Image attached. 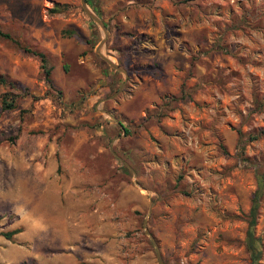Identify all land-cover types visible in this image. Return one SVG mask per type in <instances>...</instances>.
Masks as SVG:
<instances>
[{
  "label": "rangeland",
  "instance_id": "obj_1",
  "mask_svg": "<svg viewBox=\"0 0 264 264\" xmlns=\"http://www.w3.org/2000/svg\"><path fill=\"white\" fill-rule=\"evenodd\" d=\"M95 4L126 75L80 0H0V264H249L264 0Z\"/></svg>",
  "mask_w": 264,
  "mask_h": 264
},
{
  "label": "trees",
  "instance_id": "obj_2",
  "mask_svg": "<svg viewBox=\"0 0 264 264\" xmlns=\"http://www.w3.org/2000/svg\"><path fill=\"white\" fill-rule=\"evenodd\" d=\"M85 2L92 7L94 11H98V7L95 4V0H85ZM58 9L55 8L54 11H57ZM0 36L13 40L18 43V41L12 37L9 33L2 32L0 30ZM25 49L28 52H31L35 55H37L40 58L41 61V67L44 70L45 73V78L50 87H53V81L50 76V67L47 66V59L46 56L43 52L38 51V50H33L29 49L28 47H25ZM0 83L3 84H9L10 86H14V83L8 82L3 76L0 75ZM186 95L183 93L181 96H179V99H184ZM3 106L6 109H12L16 107L15 103V98L7 96L3 99ZM126 132L128 130L126 129ZM241 136H243L242 133H240ZM264 135V129H261L257 131L256 133H249L247 136V140H255L259 138L260 136ZM257 181H258V186L257 189L254 191L253 196L251 198V204L250 208L247 214V222H248V227L246 230V235L244 239V244L246 246V249L249 254V264H261V259H262V250H263V245H262V240L261 237L256 235L255 232V226L257 223V217H258V210L260 206V200L263 195V188H264V180L263 176L258 173L257 175ZM21 231L20 228H15L9 231H5L2 234L8 238L11 239L15 234L19 233Z\"/></svg>",
  "mask_w": 264,
  "mask_h": 264
},
{
  "label": "water",
  "instance_id": "obj_3",
  "mask_svg": "<svg viewBox=\"0 0 264 264\" xmlns=\"http://www.w3.org/2000/svg\"><path fill=\"white\" fill-rule=\"evenodd\" d=\"M81 2V5H82V8L83 10L85 11V13L91 17L93 19V21H95L98 25H100V27L103 29L104 31V35L105 37L101 40L100 42V45L98 46L97 48V51L100 55V57L109 65L111 66L113 69L117 70V71H120V72H123L125 75H126V72L125 70L120 66L118 65L117 63L113 62L111 59H109L106 55H104L103 53H101L100 51V48L101 46L103 45L104 41H105V38L107 37L108 35V31H107V27L106 25L104 24L103 20L101 18H99L95 13H93V11L88 7L87 3L85 2V0H80ZM151 236V235H150ZM153 240V238H152ZM153 243H155V241L153 240Z\"/></svg>",
  "mask_w": 264,
  "mask_h": 264
}]
</instances>
